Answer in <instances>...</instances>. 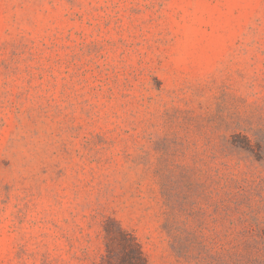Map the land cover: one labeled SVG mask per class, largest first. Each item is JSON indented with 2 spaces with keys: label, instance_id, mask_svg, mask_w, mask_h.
Masks as SVG:
<instances>
[{
  "label": "rangeland",
  "instance_id": "374dc122",
  "mask_svg": "<svg viewBox=\"0 0 264 264\" xmlns=\"http://www.w3.org/2000/svg\"><path fill=\"white\" fill-rule=\"evenodd\" d=\"M0 264H264V0H0Z\"/></svg>",
  "mask_w": 264,
  "mask_h": 264
},
{
  "label": "trees",
  "instance_id": "16d2710c",
  "mask_svg": "<svg viewBox=\"0 0 264 264\" xmlns=\"http://www.w3.org/2000/svg\"><path fill=\"white\" fill-rule=\"evenodd\" d=\"M135 252H136V251L133 250V251H131V254H132V255H133V254H136ZM137 253H138V251H137Z\"/></svg>",
  "mask_w": 264,
  "mask_h": 264
}]
</instances>
